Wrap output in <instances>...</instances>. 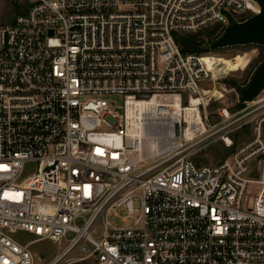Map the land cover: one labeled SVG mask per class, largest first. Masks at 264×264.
I'll return each mask as SVG.
<instances>
[{
	"label": "built area",
	"instance_id": "obj_1",
	"mask_svg": "<svg viewBox=\"0 0 264 264\" xmlns=\"http://www.w3.org/2000/svg\"><path fill=\"white\" fill-rule=\"evenodd\" d=\"M19 3L0 24V264H35L17 231L67 241L46 264H264V112L231 156L193 159L218 132L214 55L177 41L259 2ZM148 137L171 148L151 155Z\"/></svg>",
	"mask_w": 264,
	"mask_h": 264
},
{
	"label": "rangeland",
	"instance_id": "obj_2",
	"mask_svg": "<svg viewBox=\"0 0 264 264\" xmlns=\"http://www.w3.org/2000/svg\"><path fill=\"white\" fill-rule=\"evenodd\" d=\"M15 3L16 0H0V24L12 22L16 13ZM205 54L223 56L231 60L237 56L241 58L240 68L235 71L230 70L224 62H217L210 82H203V87L211 90L206 104L211 124L209 132H218L200 148L187 150V153H190V156L200 164H216L231 156L255 135L254 124L264 112V90L254 100L255 102L244 103L241 107L238 105L242 103L240 102L241 90L249 84L254 72L264 61V45L249 43L218 47ZM115 99L120 105L122 104L120 97H115ZM224 108L229 111L228 118L221 115ZM245 115H247L245 118L237 121ZM229 124H231L230 127L224 129ZM224 137H229L233 141L232 145L229 146L224 141ZM35 168V165L29 166L25 176L32 174ZM135 203L137 204V199ZM12 236L24 243L33 241L30 249L36 255L35 264L48 263L67 244V241L59 244L49 239L36 240L33 234L25 231H17ZM71 237L72 235L69 238Z\"/></svg>",
	"mask_w": 264,
	"mask_h": 264
},
{
	"label": "water",
	"instance_id": "obj_3",
	"mask_svg": "<svg viewBox=\"0 0 264 264\" xmlns=\"http://www.w3.org/2000/svg\"><path fill=\"white\" fill-rule=\"evenodd\" d=\"M261 11L244 22H236L212 43L215 48L238 44L257 43L264 45V0H257ZM264 90V61L254 72L249 84L241 90L240 102L255 100Z\"/></svg>",
	"mask_w": 264,
	"mask_h": 264
},
{
	"label": "trees",
	"instance_id": "obj_4",
	"mask_svg": "<svg viewBox=\"0 0 264 264\" xmlns=\"http://www.w3.org/2000/svg\"><path fill=\"white\" fill-rule=\"evenodd\" d=\"M16 0L15 17L21 13V4ZM13 18L12 22L14 21ZM224 32V29L220 25L213 26L204 31H200L195 34L178 35L177 41L183 52H196L206 53L216 48L212 46V43ZM244 103H240L238 106L241 107Z\"/></svg>",
	"mask_w": 264,
	"mask_h": 264
},
{
	"label": "bare ground",
	"instance_id": "obj_5",
	"mask_svg": "<svg viewBox=\"0 0 264 264\" xmlns=\"http://www.w3.org/2000/svg\"><path fill=\"white\" fill-rule=\"evenodd\" d=\"M206 60L208 61V64L210 66V68H215V63L217 62H224V64H226L228 66V68L230 70H238L240 68V65H241V58L240 56H237L234 60H231V59H227V58H224L223 56L222 57H217V56H214V60L212 58H209L208 56H206ZM148 144V152L149 154L151 155H154V154H160L162 152H165L166 150H169L171 147H158L156 145V141H155V138H152V137H148V141H146V145ZM36 256V255H35Z\"/></svg>",
	"mask_w": 264,
	"mask_h": 264
},
{
	"label": "snow or ice",
	"instance_id": "obj_6",
	"mask_svg": "<svg viewBox=\"0 0 264 264\" xmlns=\"http://www.w3.org/2000/svg\"><path fill=\"white\" fill-rule=\"evenodd\" d=\"M97 152L99 153V152H100V150H99V149H97Z\"/></svg>",
	"mask_w": 264,
	"mask_h": 264
}]
</instances>
